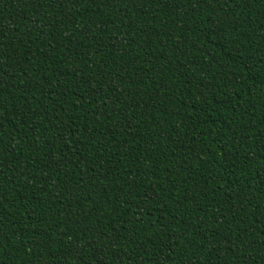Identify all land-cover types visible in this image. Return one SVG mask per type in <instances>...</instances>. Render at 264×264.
<instances>
[{
    "label": "trees",
    "instance_id": "trees-1",
    "mask_svg": "<svg viewBox=\"0 0 264 264\" xmlns=\"http://www.w3.org/2000/svg\"><path fill=\"white\" fill-rule=\"evenodd\" d=\"M0 264H264V0H0Z\"/></svg>",
    "mask_w": 264,
    "mask_h": 264
}]
</instances>
